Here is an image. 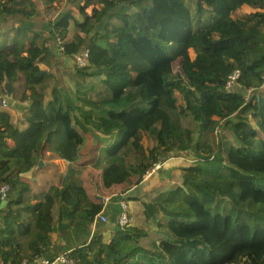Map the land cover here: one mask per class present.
Returning a JSON list of instances; mask_svg holds the SVG:
<instances>
[{
	"label": "trees",
	"instance_id": "1",
	"mask_svg": "<svg viewBox=\"0 0 264 264\" xmlns=\"http://www.w3.org/2000/svg\"><path fill=\"white\" fill-rule=\"evenodd\" d=\"M43 1L0 0V189L11 187L0 205L5 264L32 261L48 244L42 237L23 253L24 240L53 222L57 193L59 223L68 221L74 238L89 234L105 205L89 195L86 167L100 171L106 189L139 184L177 151L196 159L176 168L161 203L142 202L152 224L129 215L110 238L86 237L73 249L77 264H264V0H71L66 11ZM122 3L136 7L113 11ZM55 42L61 60L52 58ZM82 51L85 66L75 60ZM63 57L71 68L59 67H68ZM236 71L240 89L228 90ZM128 88H144L143 102L106 107ZM172 90L183 106L169 103ZM80 124L92 128L89 160L69 166L61 187L35 190V178L21 175L45 152L84 160ZM219 128L225 143L204 142ZM145 133L157 140L151 149Z\"/></svg>",
	"mask_w": 264,
	"mask_h": 264
},
{
	"label": "crops",
	"instance_id": "2",
	"mask_svg": "<svg viewBox=\"0 0 264 264\" xmlns=\"http://www.w3.org/2000/svg\"><path fill=\"white\" fill-rule=\"evenodd\" d=\"M240 89V88H239ZM83 125L80 124V128H87L82 127ZM85 156V155H84ZM83 158V157H82ZM43 165L39 168H36V171L34 173L35 180L38 182L36 185L35 190L39 191L45 188H49L51 184L61 187L62 180L63 179H55L56 171L55 168L58 169V176H65L68 166H65L61 162V158L56 155H51L49 151L45 152L44 158L42 159ZM84 161L82 159H79L76 161L77 163H82L84 165ZM46 162V163H44ZM74 164V163H73ZM50 165V166H48ZM81 165V166H83ZM45 166V167H44ZM53 167L52 171L51 169L46 170L49 167ZM71 166V164L69 165ZM161 172V170H159ZM156 172L149 180L145 182H141L139 184H135V179H131L132 181L129 183H123L117 186H114L110 189L104 188L102 181L99 183V191L105 190L110 193L107 194V196L110 198V201L105 206L104 214L106 215L107 219L109 220H115V225L119 223V215L121 212V205L123 202H126L129 207V215L130 218L133 219L141 213L142 217L145 218V211L143 208L142 202H160L162 199L164 200L168 196V184H166V180H159L157 178L158 174L160 172ZM156 177V178H153ZM154 179V180H153ZM158 180V183H157ZM168 181V180H167ZM152 182V183H151ZM150 183V185H148ZM167 185V186H165ZM156 187V189H160L157 192H151L154 190H150L149 187ZM149 192L151 197L149 200L143 198V193ZM90 194L92 199L97 198V196L102 197L101 195ZM104 197H102V200ZM113 200L116 202L113 203ZM58 201V202H57ZM59 205L60 202L57 199L56 203L52 209V218L53 222L51 223H45L43 228L36 234L29 236L24 240V248L23 253L26 256H29L33 254L34 248L36 245H41V238L46 237L48 244L43 248V250L38 253V255H35L34 259L32 261H27V258L25 259L27 261V264H39V262L42 259H50L57 257L58 255L74 249V247L84 241V239L87 237L88 239L91 238V235L93 233V227L92 225L89 228V234H78V238H74L72 235L75 234L71 232V229L68 227L67 223L68 221H64L62 223H59ZM108 223L103 227L102 223L98 224L95 228V233L97 232H103L104 236L106 238H110L114 232V227L112 225L107 226ZM65 226V227H64ZM60 264V263H56Z\"/></svg>",
	"mask_w": 264,
	"mask_h": 264
},
{
	"label": "rangeland",
	"instance_id": "3",
	"mask_svg": "<svg viewBox=\"0 0 264 264\" xmlns=\"http://www.w3.org/2000/svg\"><path fill=\"white\" fill-rule=\"evenodd\" d=\"M37 4L40 6V8H43L45 6V2L43 0H37ZM71 4H72L71 0H56L54 2L53 6L55 8H57L58 11H63V10L66 11L67 9H69ZM135 7H136V5L131 6L129 3H122V4L118 5L117 7L113 8V11L119 12V13H125V12H129V11L135 9ZM91 11H92V7L88 8V12H91ZM72 31H73V27L71 25L70 26L71 34H72ZM71 34H69L68 40H70ZM11 36H12V34L9 36V39H11ZM51 50L53 53L52 58L61 60L62 55H61V48H60L59 42H55V43L51 44ZM63 62L66 63L68 65V67L65 66L64 64H62L59 66L62 70H64V68L65 69L71 68L70 63H69L70 62L69 59H66L65 57H63ZM234 88H236L238 90L239 86H235ZM145 96H146V91L144 88H128L126 90V93H125L123 99L121 101H119L118 104H115L113 101L112 102L110 101L111 103L108 104L106 107L118 109V108L126 107V105H129L133 102H140L141 103L145 99ZM108 97H110V93H108ZM168 98H169V103L175 108H178V107H181L184 105L183 97L178 91H173V90L170 91ZM222 123H224V122H222ZM229 126L230 125H228V127ZM83 134H85V137H84L85 140H84V145L80 149V151L81 152H83L84 150L86 151L87 155L85 157H83L84 160L86 161V160H89V155H91L93 153V152L91 153V147H92V142H93L92 128H84ZM217 136L223 141V143L226 142L225 132H223L222 129H220V128L218 129L216 134H213L212 136H209V137L205 136L204 142L205 141L206 142L211 141V142L217 143ZM144 142H145V146L147 148L151 149L155 146L157 140L154 136H151L150 134L145 133L144 134ZM174 154H175L174 158H170L165 163L163 169H161V172L159 171L160 173L157 175L158 176L157 178H159V180H166L165 182H166V184H168V187H173L178 182L177 178L174 176L176 168L180 167V166H188L189 164L193 163L196 159L195 153H193L192 151H189L188 153H185V154L181 151H177ZM79 157H80V155H79ZM70 162H71V165L74 167H79V166L83 165V162L77 163V164H75L76 162L75 163L72 161H70ZM44 163H46V162H44ZM48 166H50V165H48ZM52 168L53 167L51 166V167L47 168L46 170L51 169L52 171H54ZM173 169H174V171H173ZM55 171L57 174V175H55V179L56 180L57 179H63V176H58V169L57 168H55ZM171 174L172 175L174 174V175L171 177ZM169 177H170V179H169ZM153 178H156V177H153ZM94 182H96L98 184V189H99V183L101 182L100 171L92 168L91 166H88V167H86L85 173H84V184L88 188L89 195L93 194V190H94L95 195L99 194L104 198L108 197L107 194L110 192L105 191V190H101V189L99 191L97 188H96V190L93 189V183ZM157 183H158V180H157ZM148 185H150V183ZM165 186H167V185H165ZM149 188H150V190H152L154 187L151 186ZM159 190L160 189H156V187H155L154 190L151 192H157ZM61 193H57V195L59 196L58 200H60ZM150 197H151V195L149 192L143 193L144 199L149 200ZM67 200H69V199H67ZM162 201H163V199H162ZM162 201H160L159 203H161ZM115 202L116 201L113 200V203H115ZM131 220L134 224H136L138 226H142V227H144L145 225H148V224H152V223H148V220H146L144 217H142L141 213L136 215V217L131 219ZM106 223H108L107 226H109V225L115 226V220L111 221L108 218Z\"/></svg>",
	"mask_w": 264,
	"mask_h": 264
},
{
	"label": "built area",
	"instance_id": "4",
	"mask_svg": "<svg viewBox=\"0 0 264 264\" xmlns=\"http://www.w3.org/2000/svg\"><path fill=\"white\" fill-rule=\"evenodd\" d=\"M88 59V52L87 51H82L81 53L75 55V60L76 62L79 64V66H85L86 61ZM240 77V72L236 71L234 74H232L227 82H226V88L228 90H231L232 88H234L235 86H241L238 83V79ZM4 104L6 105V102L4 101ZM170 158H174V156L169 157L163 161L157 162L156 164H154V166L147 170L144 174H143V180L142 182H145L147 180H149L156 172H158L159 170L163 169L165 163L170 159ZM61 162L63 165L69 166L71 164L70 160L64 157H61ZM11 193V187L9 185H4L1 189H0V201H6L8 198V195ZM110 201L109 197H106L103 199L104 205L106 206L108 204V202ZM129 207L128 204L126 202H123L121 205V212L119 215V224L121 226L127 225L129 222ZM107 222V217L104 214V210L97 214L94 218V221L92 223V227H93V233L91 235V238L94 235L95 232V228L98 224L100 223H104L106 224ZM89 239V240H90ZM0 248H1V241H0ZM73 249L68 250L60 255H58L57 257L54 258H50V259H42L39 264H56V263H60V264H77V260L72 256L73 254ZM0 264H5L1 254H0ZM22 264H27V261L24 260Z\"/></svg>",
	"mask_w": 264,
	"mask_h": 264
},
{
	"label": "water",
	"instance_id": "5",
	"mask_svg": "<svg viewBox=\"0 0 264 264\" xmlns=\"http://www.w3.org/2000/svg\"><path fill=\"white\" fill-rule=\"evenodd\" d=\"M6 89H7L8 93H9L8 95L11 96L12 93H13L12 85L11 84H7L6 85ZM42 165H43V161L41 160L40 161V166H42ZM35 171H36V168H32L29 172L23 173L21 176L24 177V178H27V179H31V178L34 177ZM4 203H5V201H3V202L0 201V205H3Z\"/></svg>",
	"mask_w": 264,
	"mask_h": 264
}]
</instances>
